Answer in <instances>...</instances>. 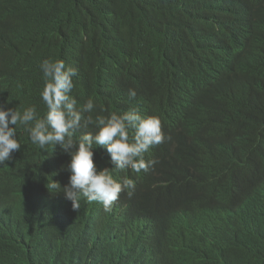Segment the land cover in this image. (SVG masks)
Segmentation results:
<instances>
[{
	"label": "trees",
	"instance_id": "obj_1",
	"mask_svg": "<svg viewBox=\"0 0 264 264\" xmlns=\"http://www.w3.org/2000/svg\"><path fill=\"white\" fill-rule=\"evenodd\" d=\"M48 58L77 69L80 103L155 114L165 140L147 172L112 170L135 183L116 209L74 210L53 187L67 153L18 126L0 165V264H264V0H0V103L43 115ZM94 160L113 166L99 147Z\"/></svg>",
	"mask_w": 264,
	"mask_h": 264
},
{
	"label": "clouds",
	"instance_id": "obj_2",
	"mask_svg": "<svg viewBox=\"0 0 264 264\" xmlns=\"http://www.w3.org/2000/svg\"><path fill=\"white\" fill-rule=\"evenodd\" d=\"M39 67L43 79L40 92L45 106L43 115L35 106L21 112L0 103V165L12 160V154L21 149L17 128L22 126L31 142L41 150L52 146L67 153L68 184L58 183L53 187L64 193L74 210L79 209L81 198L102 204L105 212L116 209L120 193L127 191L131 196L135 183L127 175L117 178L109 167L97 165L94 149L99 147L109 155L113 169H131L136 174L147 172L156 161L146 160L145 154L165 140L159 117L141 114L135 107L106 115L104 109L96 112L93 97L82 104L72 95L76 68L51 58L44 59ZM7 86L15 87V84L8 79ZM145 86L141 85V89ZM129 96L135 97L136 90L129 89ZM89 126L92 130L85 131ZM207 248L214 256L218 254L215 240L207 242ZM123 256L125 259L126 255Z\"/></svg>",
	"mask_w": 264,
	"mask_h": 264
},
{
	"label": "bare ground",
	"instance_id": "obj_3",
	"mask_svg": "<svg viewBox=\"0 0 264 264\" xmlns=\"http://www.w3.org/2000/svg\"><path fill=\"white\" fill-rule=\"evenodd\" d=\"M128 51H129V47H128ZM122 70L124 73L123 76L134 73L132 70H130L126 67H122ZM73 79H76V77H74ZM72 95L74 96V98L77 96L76 92H73ZM79 97H84V96L78 95V97L76 99H78ZM84 98H86V97H84ZM122 103H123V101H120V100L106 102L105 105H111V106L109 109H107L105 111V113L107 114V112H110V111H117V112L122 111L121 110ZM76 134L79 136L80 132H77ZM110 170H113V168H110ZM143 233H145V232H143ZM145 253H148V252H142V254H145ZM150 261H152V260L150 259Z\"/></svg>",
	"mask_w": 264,
	"mask_h": 264
}]
</instances>
